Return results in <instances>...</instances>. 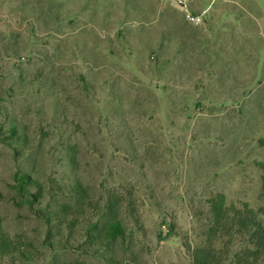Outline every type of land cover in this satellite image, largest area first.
<instances>
[{"label": "rangeland", "instance_id": "1", "mask_svg": "<svg viewBox=\"0 0 264 264\" xmlns=\"http://www.w3.org/2000/svg\"><path fill=\"white\" fill-rule=\"evenodd\" d=\"M188 5L200 25L170 0H0V235L30 264H193L213 195L264 204V0ZM77 181L87 216L118 203L107 259L80 226L54 261L42 244Z\"/></svg>", "mask_w": 264, "mask_h": 264}, {"label": "trees", "instance_id": "2", "mask_svg": "<svg viewBox=\"0 0 264 264\" xmlns=\"http://www.w3.org/2000/svg\"><path fill=\"white\" fill-rule=\"evenodd\" d=\"M14 134L15 130L11 129ZM263 171L261 193L264 198V161L258 164ZM15 180L20 193L31 195L29 206L38 200L41 188L37 180L27 173L17 172ZM77 181L70 186V200L63 206H55L43 212L46 232L42 241L54 261L55 254L66 250V244L76 228H82L84 247L94 250L107 259L110 245L125 243L129 238L127 228L119 216L117 202L107 199L96 209L98 214L87 216V192ZM264 202V200H263ZM210 223L207 238L188 246L193 264H264V204L252 207L248 203L228 202L222 193L213 195L208 201ZM58 228V235L54 228ZM62 231L66 234L61 235ZM21 240L0 235V261L10 259L12 264H30L34 255L22 249Z\"/></svg>", "mask_w": 264, "mask_h": 264}, {"label": "built area", "instance_id": "3", "mask_svg": "<svg viewBox=\"0 0 264 264\" xmlns=\"http://www.w3.org/2000/svg\"><path fill=\"white\" fill-rule=\"evenodd\" d=\"M176 7L181 8L184 11L185 20L193 25H200L202 23V17L192 12L189 8L190 0H170Z\"/></svg>", "mask_w": 264, "mask_h": 264}]
</instances>
